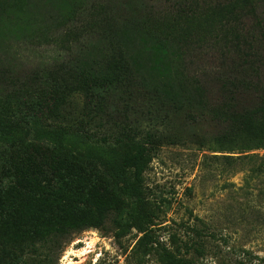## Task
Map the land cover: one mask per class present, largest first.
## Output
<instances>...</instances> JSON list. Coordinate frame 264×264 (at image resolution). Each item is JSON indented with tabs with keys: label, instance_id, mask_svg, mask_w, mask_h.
I'll use <instances>...</instances> for the list:
<instances>
[{
	"label": "trees",
	"instance_id": "obj_1",
	"mask_svg": "<svg viewBox=\"0 0 264 264\" xmlns=\"http://www.w3.org/2000/svg\"><path fill=\"white\" fill-rule=\"evenodd\" d=\"M160 2L162 7L156 0H0L6 31L27 34L36 27L45 33L82 16L91 35L106 44L98 62H76L75 70L72 62L63 63L62 72L72 73L57 74L48 88H35L36 72L21 89L0 97V264H55L54 249L71 234L108 224L118 239L141 232V253L162 264H195L190 249L204 253L194 240L210 231L206 225H187L190 239L175 241L176 247L157 233L162 208L149 192L146 172L163 134L123 127L98 136L67 125L65 111L76 92L85 96L91 120L110 107L115 92L142 100L150 122L175 127L197 114L208 116L219 125L202 143L211 158L230 166L248 159L252 172L264 173V154H245L264 150V0ZM213 37L226 73L204 80L185 62ZM30 93L40 94L38 106ZM38 241L49 253L34 250Z\"/></svg>",
	"mask_w": 264,
	"mask_h": 264
},
{
	"label": "rangeland",
	"instance_id": "obj_2",
	"mask_svg": "<svg viewBox=\"0 0 264 264\" xmlns=\"http://www.w3.org/2000/svg\"><path fill=\"white\" fill-rule=\"evenodd\" d=\"M156 2L163 6L160 0ZM259 14L264 17V9ZM80 17L65 28L55 29L54 24L55 28L45 33L32 27L34 30L27 34H14L4 30L0 23V97L21 89V84L31 80L36 72L40 74L35 77L34 87L43 90L57 74L62 78L63 74L72 73L76 62L100 61L106 44L91 35L92 29L86 27L89 21ZM250 23L246 19L244 24ZM214 39H210L208 47L207 42L197 49L193 44L196 50L185 62L191 74L204 80H215L226 73ZM68 61L72 62L69 64L72 69L62 72V64ZM213 85L211 96L216 100L219 91L217 84ZM110 96V107L91 120L85 96L76 92L67 105L63 123L86 127L98 136L118 132L123 127H132L139 133L163 134L146 172L149 192L162 208L157 226L160 239L171 247L175 241L185 244L190 239L185 233L187 225L196 224L197 228L206 225L215 236L209 231L194 240L196 247L204 251L200 255L195 248L190 249L187 256H194L195 264H264V173L252 172L254 165L248 159L230 166L211 158L213 153L202 143L217 133L219 125L210 117L197 114L195 121H180L182 126L175 127L159 124L155 120L150 122L148 106L138 97L130 98L124 92ZM27 98L38 106L36 101L41 97L30 93ZM184 113L187 115L189 111ZM181 115L175 117L179 120ZM252 153L263 155L264 150L245 154ZM142 235L133 229L118 239L110 224L105 228H89L71 234L61 248L54 249L53 258L55 264H162L156 255L141 253ZM41 245L38 241L34 250L49 253Z\"/></svg>",
	"mask_w": 264,
	"mask_h": 264
}]
</instances>
